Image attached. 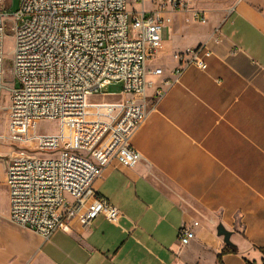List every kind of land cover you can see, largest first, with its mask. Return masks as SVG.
Here are the masks:
<instances>
[{"label":"crops","instance_id":"0c3cea01","mask_svg":"<svg viewBox=\"0 0 264 264\" xmlns=\"http://www.w3.org/2000/svg\"><path fill=\"white\" fill-rule=\"evenodd\" d=\"M190 4L206 21L169 13L148 62L150 109L131 138L143 160L124 167L114 158L94 182L122 211L119 222L100 214L83 225L76 216L45 240L9 220L0 238L6 264L263 262L264 0ZM197 46L206 68L179 60ZM182 224L195 233L186 245ZM225 246L235 251L220 261Z\"/></svg>","mask_w":264,"mask_h":264},{"label":"built area","instance_id":"2783aa9c","mask_svg":"<svg viewBox=\"0 0 264 264\" xmlns=\"http://www.w3.org/2000/svg\"><path fill=\"white\" fill-rule=\"evenodd\" d=\"M20 1L10 15L14 86L3 135L15 148L0 158L9 219L45 240L76 216L83 225L100 214L118 223L122 211L94 182L114 158L124 167L143 160L131 138L149 113L148 62L163 46L169 13L189 11L206 21V11L190 0ZM7 16L0 0V101ZM202 49L180 53V62L206 68ZM117 83L132 97L89 102L94 92ZM43 119L57 120L58 131L38 133ZM194 236L192 225L180 226L182 245Z\"/></svg>","mask_w":264,"mask_h":264},{"label":"rangeland","instance_id":"374dc122","mask_svg":"<svg viewBox=\"0 0 264 264\" xmlns=\"http://www.w3.org/2000/svg\"><path fill=\"white\" fill-rule=\"evenodd\" d=\"M2 5L4 7L5 13L9 14L5 18L7 22V31L3 45V51L5 56V66H4V84L6 88L3 91V96L0 101V154L4 156H11L13 154V150L15 147L11 145L9 141H7L3 135L6 134L7 131V105L10 102V91L9 87L14 86L13 82V67H12V50L14 48V35L10 31V21L11 16L14 14L20 7V0H1ZM125 94L122 92V83L112 84L111 86L104 87L94 92L93 95L89 97V102L95 101H117L120 99H124ZM59 129V123L57 120L52 119H43L38 122L37 132L38 133H55ZM30 131L33 132L34 128H30ZM45 153L43 155H47ZM9 209H8V193L6 186L4 185V163L0 159V238L2 237L3 230H8L10 228L9 224ZM5 258H7V254L0 250V262L6 264Z\"/></svg>","mask_w":264,"mask_h":264},{"label":"trees","instance_id":"16d2710c","mask_svg":"<svg viewBox=\"0 0 264 264\" xmlns=\"http://www.w3.org/2000/svg\"><path fill=\"white\" fill-rule=\"evenodd\" d=\"M229 251H235V250H234V249H231V248H229V247H227V246H225V247L223 248L221 254L218 256L219 260L221 261L222 255L225 254V253H227V252H229ZM261 251H262V253L264 254V247L261 248ZM246 264H257V263L254 262V261L247 260V261H246ZM261 264H264V258H263V262H262Z\"/></svg>","mask_w":264,"mask_h":264},{"label":"water","instance_id":"95a60500","mask_svg":"<svg viewBox=\"0 0 264 264\" xmlns=\"http://www.w3.org/2000/svg\"><path fill=\"white\" fill-rule=\"evenodd\" d=\"M0 158L6 159L7 156H4L3 154H0Z\"/></svg>","mask_w":264,"mask_h":264}]
</instances>
